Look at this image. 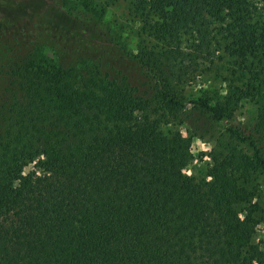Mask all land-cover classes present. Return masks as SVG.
Here are the masks:
<instances>
[{
	"label": "trees",
	"instance_id": "trees-1",
	"mask_svg": "<svg viewBox=\"0 0 264 264\" xmlns=\"http://www.w3.org/2000/svg\"><path fill=\"white\" fill-rule=\"evenodd\" d=\"M19 1L0 0V264H264V4L123 0L160 46L119 54L86 45L110 44L111 0ZM215 48L246 84L183 102L185 59ZM247 96L250 125L215 133ZM210 132L206 176L187 173Z\"/></svg>",
	"mask_w": 264,
	"mask_h": 264
},
{
	"label": "rangeland",
	"instance_id": "rangeland-1",
	"mask_svg": "<svg viewBox=\"0 0 264 264\" xmlns=\"http://www.w3.org/2000/svg\"><path fill=\"white\" fill-rule=\"evenodd\" d=\"M56 1L57 0H20L19 4L24 8V12L29 15L32 11L48 12L50 8L56 6ZM63 1L67 6H75L73 0ZM251 2L256 5V7H262L264 4V0H251ZM101 19L103 25L101 30L106 33V35H110L106 36L111 38L110 44H106L102 41H98L94 45H91V42L86 43L91 50L90 52H118L120 54L127 50L132 53H141L142 51L151 52L153 49L160 46V43L156 42L148 35L143 23L133 17L128 9L127 3L123 0H111L109 5L105 7ZM182 46L184 48L188 46L185 39L182 40ZM211 62L213 64H211ZM185 65L187 69L185 76L178 78V85L175 89L177 95L183 102H188L198 97L213 96L214 99L222 98L227 93L230 86H244V84H246L245 79L240 78L239 69H236L231 64L228 57L222 52L217 51L216 48L212 50L208 58L200 55L195 59H190V61L185 59ZM187 108L188 110L191 108L190 103L187 104ZM256 112V102L250 100V96L243 97L238 102L231 118L213 123L212 130L215 133H223L225 132V128L229 125H231V127L248 126L250 122L255 119ZM191 115L192 119L196 120L198 118L197 120L200 119V121L205 122L204 118L200 117L196 110H194ZM188 130L190 131V128H188L186 123L164 127L167 139L179 132L183 135H188ZM211 134L210 132L204 135L203 138L196 135L192 137L191 150L194 157L184 166V171L189 174L206 176L208 167L212 163L211 150L215 145L214 136ZM258 182V185L264 187V175ZM255 237L257 240L264 243V224H260L257 227Z\"/></svg>",
	"mask_w": 264,
	"mask_h": 264
}]
</instances>
